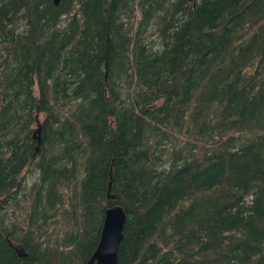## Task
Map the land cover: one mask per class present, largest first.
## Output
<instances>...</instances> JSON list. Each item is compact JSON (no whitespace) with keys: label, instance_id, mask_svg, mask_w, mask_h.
<instances>
[{"label":"trees","instance_id":"obj_1","mask_svg":"<svg viewBox=\"0 0 264 264\" xmlns=\"http://www.w3.org/2000/svg\"><path fill=\"white\" fill-rule=\"evenodd\" d=\"M114 203L118 264H264V0H0V264H88Z\"/></svg>","mask_w":264,"mask_h":264},{"label":"water","instance_id":"obj_2","mask_svg":"<svg viewBox=\"0 0 264 264\" xmlns=\"http://www.w3.org/2000/svg\"><path fill=\"white\" fill-rule=\"evenodd\" d=\"M54 2L58 6L61 0H54ZM34 137L39 142L41 141L40 124H38ZM107 197L115 199V196L111 194V185ZM126 221L127 216L124 209L116 203L106 210L100 241L88 264H118ZM23 256L26 255L23 253Z\"/></svg>","mask_w":264,"mask_h":264},{"label":"rangeland","instance_id":"obj_3","mask_svg":"<svg viewBox=\"0 0 264 264\" xmlns=\"http://www.w3.org/2000/svg\"><path fill=\"white\" fill-rule=\"evenodd\" d=\"M64 24L65 23L63 22L62 25H64ZM42 119H43V117H42ZM36 180H37V175L36 174L35 175L29 174V173L26 174V187H27L26 193L28 194V196H29L30 190H31V188H32V186H33V184L35 183ZM20 199L22 200V206H23L22 209L18 210L14 206H12V207L9 208V211H10L9 212L10 213L9 218H10L11 221H14V222H16V221L23 222L24 219H25L26 213L28 211V204H29V202L27 201L28 198L27 199H24L23 197H21ZM63 236L64 235H62V234L59 235L60 238H62ZM57 237L55 235L54 240H56Z\"/></svg>","mask_w":264,"mask_h":264}]
</instances>
